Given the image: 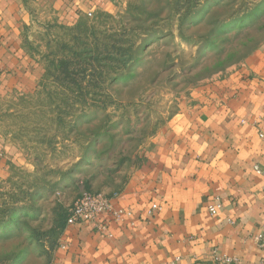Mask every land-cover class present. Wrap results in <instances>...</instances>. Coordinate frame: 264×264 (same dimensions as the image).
<instances>
[{
  "label": "rangeland",
  "instance_id": "rangeland-1",
  "mask_svg": "<svg viewBox=\"0 0 264 264\" xmlns=\"http://www.w3.org/2000/svg\"><path fill=\"white\" fill-rule=\"evenodd\" d=\"M25 38L45 71L37 92L0 100L28 162L0 182V264H50L74 202L115 191L181 102L264 44V0H119Z\"/></svg>",
  "mask_w": 264,
  "mask_h": 264
},
{
  "label": "crops",
  "instance_id": "crops-1",
  "mask_svg": "<svg viewBox=\"0 0 264 264\" xmlns=\"http://www.w3.org/2000/svg\"><path fill=\"white\" fill-rule=\"evenodd\" d=\"M118 2L0 0V100L39 89L44 66L25 38L34 22L69 28L81 13L114 11ZM203 91L165 118L108 194L132 215L107 218L105 234L65 226L50 264H264V44ZM26 158L0 131V182ZM152 204L159 209L149 218Z\"/></svg>",
  "mask_w": 264,
  "mask_h": 264
},
{
  "label": "built area",
  "instance_id": "built-area-1",
  "mask_svg": "<svg viewBox=\"0 0 264 264\" xmlns=\"http://www.w3.org/2000/svg\"><path fill=\"white\" fill-rule=\"evenodd\" d=\"M264 140V137L261 136ZM115 196H109L103 193H85L81 195L73 204L67 214L66 226L87 224L91 231L96 234H105L108 229L107 218L113 223L119 224L124 218L132 215L130 210L117 208L113 205L112 200ZM159 207L152 204L146 212L147 217H153ZM211 215L216 213L213 206L208 208ZM264 246V245H263ZM225 263L230 261L221 260Z\"/></svg>",
  "mask_w": 264,
  "mask_h": 264
}]
</instances>
